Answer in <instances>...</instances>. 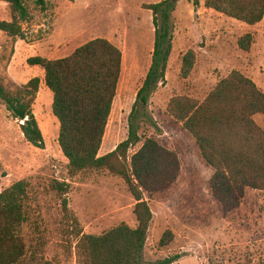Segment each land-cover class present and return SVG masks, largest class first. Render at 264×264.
<instances>
[{"label":"rangeland","instance_id":"1","mask_svg":"<svg viewBox=\"0 0 264 264\" xmlns=\"http://www.w3.org/2000/svg\"><path fill=\"white\" fill-rule=\"evenodd\" d=\"M163 1L45 0L41 6L26 0L30 19L23 23L24 37L13 39L0 31V80L6 89L16 92L33 78L41 80L33 111L46 143L45 149L30 145L20 128L23 122L14 120L0 99V193L19 181L29 182L23 236L28 244L42 237L43 255L53 264H79L78 232L101 235L121 223L137 224L136 201L121 178L107 171L70 173L58 142L60 123L53 114L54 96L45 85V72L28 64L33 57L66 58L96 39L110 41L125 54L100 155L114 151L133 125L142 142L130 149L129 157L152 139L181 162L179 178L170 189L145 193L153 221L143 264L176 256L180 259L173 264H264V191L247 189L240 207L225 213L210 187L213 168L203 160L194 137L168 112L174 97L205 101L234 71L264 93V20L250 26L207 9L205 0H178L171 13L173 51L166 81L147 105H136L155 44L153 12L147 6ZM11 20L9 4L0 0V22ZM247 34L253 36L248 52L239 46ZM189 51L195 53V64L184 78L183 58ZM255 120L264 130V116L256 115ZM55 182L69 186L66 195L53 187ZM168 231L173 241L163 247L160 242Z\"/></svg>","mask_w":264,"mask_h":264},{"label":"trees","instance_id":"2","mask_svg":"<svg viewBox=\"0 0 264 264\" xmlns=\"http://www.w3.org/2000/svg\"><path fill=\"white\" fill-rule=\"evenodd\" d=\"M4 1L9 4L12 20L0 22V31L13 39L23 38V23L30 19L26 0ZM177 1L147 6L153 12L155 44L152 65L136 105H147L158 85L166 81L173 51L171 13ZM36 2L45 5V0ZM205 7L250 26L264 20V0H205ZM252 43L251 34L239 40L246 52ZM195 58L194 51L184 56V78L191 73ZM28 64L45 72V85L54 96L53 114L60 123L58 142L70 173L75 176L107 171L125 182L136 201V228L121 223L101 235L78 232L79 264H143L142 253L153 221L145 193L153 195L170 189L179 178L181 162L175 152L152 139L145 140L129 157L130 149L142 142L132 124L129 137L114 151L100 156L122 73V51L106 39H96L66 58L33 57ZM40 86L41 80L36 77L10 92L0 80V99L11 117L23 122L20 128L26 141L45 149L44 135L33 111ZM168 112L194 137L203 160L213 168L210 187L225 213L240 207L247 189L264 191V130L255 120L256 115L264 116V93L251 79L234 71L205 101L174 97ZM53 187L63 196L69 186L55 182ZM28 190L29 182L22 180L0 193V264H53L43 255L46 244L42 237L28 244L23 236L28 221ZM62 205L69 212L66 198ZM75 223L78 225L77 220ZM173 237V233L166 232L160 245L168 246ZM179 259L176 256L160 264H173Z\"/></svg>","mask_w":264,"mask_h":264},{"label":"crops","instance_id":"3","mask_svg":"<svg viewBox=\"0 0 264 264\" xmlns=\"http://www.w3.org/2000/svg\"><path fill=\"white\" fill-rule=\"evenodd\" d=\"M101 156V155H100ZM137 227V224H135L132 228H136Z\"/></svg>","mask_w":264,"mask_h":264},{"label":"bare ground","instance_id":"4","mask_svg":"<svg viewBox=\"0 0 264 264\" xmlns=\"http://www.w3.org/2000/svg\"><path fill=\"white\" fill-rule=\"evenodd\" d=\"M123 55H125V54H123ZM125 57V56H124ZM124 65V64H123ZM110 127V126H109Z\"/></svg>","mask_w":264,"mask_h":264}]
</instances>
